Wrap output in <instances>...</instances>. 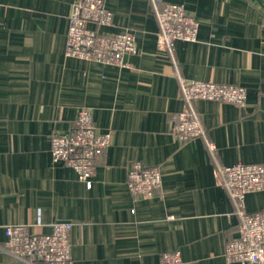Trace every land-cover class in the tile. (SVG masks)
I'll return each instance as SVG.
<instances>
[{
    "label": "crops",
    "instance_id": "0c3cea01",
    "mask_svg": "<svg viewBox=\"0 0 264 264\" xmlns=\"http://www.w3.org/2000/svg\"><path fill=\"white\" fill-rule=\"evenodd\" d=\"M165 1L198 21L196 40L171 54L157 46L151 0H105L112 24L99 30L135 35L119 67L64 54L74 0H0V243L6 225L47 233L66 220L73 264H159L174 250L183 264H243L223 256L238 218L217 166L264 164V0ZM177 75L241 85L245 105L195 101L206 137L181 141L170 130L185 108ZM81 107L111 131L90 187L50 156L51 134L68 132ZM134 161L159 168L149 199L127 189ZM244 207L264 211V190ZM0 264L25 263L0 249Z\"/></svg>",
    "mask_w": 264,
    "mask_h": 264
},
{
    "label": "built area",
    "instance_id": "2783aa9c",
    "mask_svg": "<svg viewBox=\"0 0 264 264\" xmlns=\"http://www.w3.org/2000/svg\"><path fill=\"white\" fill-rule=\"evenodd\" d=\"M151 3L158 25V48L171 54L177 40H196L198 21L183 6L165 0H151ZM112 18L105 0H74L68 15L64 54L85 61L127 66L125 56L137 52L135 35L130 30L100 31L99 27L112 24ZM177 78L185 108L173 118L170 130L181 141L206 137L205 127L194 108L195 101L245 105L246 89L241 85L200 81L182 75ZM110 139L111 131L100 132L91 109L81 107L68 132L51 134V161L73 168L78 179L90 187L97 158L107 148ZM207 147L213 152L211 143L207 142ZM217 180L231 199L238 218L236 236L224 246L225 260L264 264V211L248 212L244 207L247 193L264 190V164H220L217 166ZM126 184L131 194L149 199L161 186L159 168L134 161L127 169ZM49 226L50 231L45 233L32 231L26 224L6 225L0 249L25 264H73L70 247L72 222L55 220ZM159 264H183V261L180 252L174 250L162 254Z\"/></svg>",
    "mask_w": 264,
    "mask_h": 264
}]
</instances>
